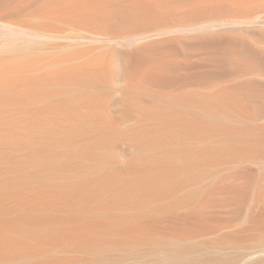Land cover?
Instances as JSON below:
<instances>
[{
  "label": "rangeland",
  "instance_id": "1",
  "mask_svg": "<svg viewBox=\"0 0 264 264\" xmlns=\"http://www.w3.org/2000/svg\"><path fill=\"white\" fill-rule=\"evenodd\" d=\"M37 6L38 0H10L7 4L0 6V68L2 67L0 70V104H3L0 108V232L3 231L9 236L21 237L13 245L15 255L22 251L30 252L31 256L26 262L32 261L38 264H45L49 261H58L59 264H144L152 263L162 257L166 253V247L183 246L186 248L187 256L218 255L224 257L227 264H251L257 260H261L264 264V146L261 152H252L249 153L250 156L245 155L247 157L242 156L243 158L236 160H207V162L205 160L203 166L204 161L195 171L198 175L196 174L194 179L171 193L151 200L145 199L146 196L144 198L136 192L132 198L122 204L109 195L112 187L110 184L99 185L92 182L86 186L90 192L89 200L93 203L111 202L106 209L104 208V212H101L103 208L99 209L102 215L120 217L123 214H145L147 218L142 223L143 225L152 226L155 234L173 235L164 242L161 239L159 243L158 241L152 243L139 240V242L125 246L99 249L97 246L104 240L103 236L95 232L87 234L88 236L82 232L80 235L82 240L79 239V242L55 231L46 237H39L33 233L35 226L28 220H24L28 213L37 214L41 219L47 214H55L58 216V223L66 225L69 229L73 228L74 234L81 233L72 223L76 217L74 206L81 202L86 203L87 199L76 191L66 196L60 192L61 186L71 188L74 182L79 181L77 183H80L85 178L84 168L80 166L81 162L88 163L92 158L99 156L106 161L102 167L103 171L109 172L119 181L132 183L129 169L136 149L135 142L128 137L127 133L136 130L137 133L147 132L150 135L152 125L146 118L141 104L154 107L160 101L150 95L141 96L135 101L134 96L124 90L125 85L128 84L127 79L118 78L113 83L104 79L98 87L90 85L87 91H80L82 94L78 92L80 100L73 102L70 112L67 113L57 104L64 99L74 98L77 89L71 82L58 81L50 88L51 96L48 102L52 106L49 109H43V102L29 99L30 93L22 85L26 82L25 76L28 74V76L34 75V78L41 79L42 77L43 79V76L53 74L54 70L67 67L77 71L94 69L96 64L110 59L112 51L118 53L123 48L132 50L134 46L142 42L171 34L165 29V25L112 31L100 25L74 20L51 21L37 10ZM242 13H239L242 20L238 24H229L230 28L227 24L226 26L223 24L224 26L221 25L219 28L231 32L230 35L242 38L254 35L257 29L264 30V8L257 12ZM19 22L44 27L46 33L38 36L25 34L13 28L12 25ZM235 31L238 35L234 34ZM250 31L251 33H248ZM213 33L215 32L204 34ZM26 43L35 44L31 54L17 51L18 46ZM182 49L185 48H178L175 55V61L179 67L178 74L182 81L172 86L174 91L171 87L165 88L164 92L195 91L212 94L227 87H242L246 90L251 88L250 91L256 90L255 93L261 95V98H258V104L256 103L257 107L255 105L257 113L246 115L247 117L241 119H238V114L235 113L234 117L239 122L241 121L240 125L249 124L258 129H264V64L254 70L235 69L234 71L233 68L228 69L229 63L224 59L222 66L225 67L221 66L219 69L216 67L218 62L217 64L213 62L217 60L215 59L217 55L213 50L199 46L197 49L196 47L190 48L192 51L189 48L185 51ZM179 50L182 54H177L180 53ZM115 63L117 66L121 65L119 61ZM189 72L192 76L188 74ZM215 72L219 73L214 75ZM20 73L25 75L21 78ZM200 75L202 77H198ZM205 76L207 80L204 79ZM13 79H17V82H20L19 84L24 88L20 91L19 88L17 89L19 91L17 94L21 96L20 100L8 99L10 97L6 86L7 82ZM41 88L37 90L42 91ZM109 95L112 96L108 97ZM6 98L10 100L8 103ZM95 110L102 114L105 113L110 120H113V128L121 133L117 142L105 144L81 159L70 161L69 175L60 173L56 176V181L46 178L28 183L21 182L20 177L24 170L32 172L44 169L42 167L44 164L37 157L43 152L63 157L67 152L79 150L94 139L98 134V127L94 122L84 129L79 114ZM97 119L98 116H94L93 113L92 120ZM222 145H224V138L220 135L193 138L188 142V146L198 152ZM122 151L124 154H121ZM145 155L150 163H156L154 151ZM241 168L253 172L256 179L254 192L242 202L237 203L238 206L235 204V206L219 209L217 217H220L221 222L218 217V220L215 219L217 221L201 226L189 224L187 217L190 204L185 201L186 195L210 188L227 174ZM159 208H165L164 213H160ZM96 219L97 217L91 220L94 226H96ZM217 222H220V225ZM96 227L98 230V225ZM41 229L44 228L41 227ZM142 232L141 229L137 232L139 239L144 236ZM107 237H113V234ZM159 238L160 236L156 237V239ZM1 257L0 254V259ZM0 264L5 263L0 262Z\"/></svg>",
  "mask_w": 264,
  "mask_h": 264
},
{
  "label": "bare ground",
  "instance_id": "2",
  "mask_svg": "<svg viewBox=\"0 0 264 264\" xmlns=\"http://www.w3.org/2000/svg\"><path fill=\"white\" fill-rule=\"evenodd\" d=\"M9 1L0 0V6L7 4ZM263 5L264 0H38L37 10L51 21L74 20L100 25V27L112 31L133 30L134 28L145 29L146 27L165 25V29L171 34L168 33L169 36L164 35L161 38L159 36L156 40L142 42L136 47L134 46L132 50H124L123 48L118 53L112 51L111 58L103 63L96 64L94 69L77 71L67 67L54 70L53 74L49 72L50 74L46 75L47 77L43 76V79L42 77L41 79L34 78V75L28 76L27 74L25 76L26 82L22 85L30 93L29 99L43 102V109H49L52 106L48 102L51 96L50 88L58 81L71 82L77 89L74 98L64 99L57 104L67 113L70 112L73 102L80 100V98L78 99V92L87 91L90 85L98 87L104 79L111 83L118 78L127 79L128 84L125 85L124 90L128 94H132L135 101L144 95H150L160 101L154 107L141 104L146 118L152 125L150 135L147 132L137 133L136 130L127 133V135L129 134L128 137L135 142L136 149L129 169L132 183L119 181L109 172L103 171L102 167L106 161L99 156L92 158L88 163L81 162L80 166L84 168L85 178L80 183H77L79 181L74 182V187L70 188V186L64 185L60 188L61 190L64 189V191L60 190L64 196L76 191L87 199L86 203L81 202L74 206L76 217L72 223L81 233L74 234L73 228L69 229L66 225L58 223V216L55 214H47L41 219L37 214L28 213L24 220H28L35 226L33 233L39 237H46L55 231L64 234L67 238L78 241L82 232L85 233L84 235L95 232L103 236L104 240L97 246L99 249L110 246H125L133 242L136 243V241L139 242V240L152 243L158 241L159 243L161 239L164 242L173 235L155 234L152 226L142 224L147 218L145 214H123L120 217L102 215L101 212H104L111 202H108L109 204L93 203L89 200L90 192L86 189V186L92 182L99 185L108 183L112 186L109 195L115 197L122 204L132 198L136 192H139L144 198L146 196L145 199L151 200L157 198V196L171 193L194 179L198 175L195 171L204 161L203 166L205 160L206 162L207 160H236L245 155L250 156L249 153L252 152H261V148L264 146V129H258L249 124L240 125L242 124L241 121L239 122L234 117L235 113L238 114V119L257 113V101L261 95L255 93L256 90L252 92L250 91L251 88L246 90L242 87H227L221 88L212 94L195 91L173 93L171 91L164 92L163 90L171 88L182 81L178 74V64L175 61L178 48H189L192 51L190 48L196 47L197 49L199 46L213 50L217 55L215 59L218 60L213 62H216L215 64L218 62L216 67L219 69L224 65V59L229 63L228 69L233 68L234 71L235 69L240 71L243 69L254 70L264 64V30L257 29L258 31H254V35L250 36L248 34L250 37L245 36L242 38L241 36L230 35L231 32L219 28L223 24H227V26L238 24L242 20L239 13L257 12L264 8ZM12 26L30 36L46 33L44 27H35L22 22ZM212 31L215 33L204 34ZM248 33H251V31ZM234 34L238 35V32L235 31ZM34 45L33 43L22 44L17 47V51L31 54ZM185 49L182 50L185 51ZM179 51L180 53L177 54H182L181 50ZM185 58H187L186 54ZM116 61L121 64L118 65L119 67L116 65ZM6 74L8 75V72ZM188 74L192 76L190 72ZM24 75L21 74V78ZM201 75L198 77H202ZM17 78L19 80V77ZM204 79L207 80L206 76ZM18 80L13 79V81H9L10 83L7 82L8 85L6 84V91L10 97L7 98L11 101L20 100L21 96L17 92L24 89L20 85L22 81L17 82ZM37 88H41L42 91H38ZM80 94L82 93L80 92ZM7 98L5 100L8 103L10 100H7ZM0 105H2L0 108L3 107V104ZM93 113L94 116H98L96 121L92 120ZM79 116L83 121L84 129L95 122L99 129L96 137L81 149L69 151L63 157L43 152L37 157L44 164L42 166L44 169L32 172L24 170L20 177L21 182L28 183L46 178L56 181V176L60 173H70V161L81 159L94 152L98 147L117 142L119 139L121 133L113 128V120H110L105 113L102 114V112L95 110L81 112ZM218 135L224 138V145L221 147L198 152L188 146V142L193 138ZM150 151H154L156 163H150L145 155ZM122 153L124 154L123 151ZM255 187L256 179L253 172L241 168L227 174L210 188L186 195L185 201L190 204V212L187 217L189 224L201 226L211 221H217L219 209L235 206V204L242 202L244 198L246 199L254 192ZM100 208H103V211ZM99 209L101 212H99ZM164 211L165 208L159 210L160 213H164ZM95 217L98 221V224L96 221V226L99 227L98 230L94 226V222L91 221ZM41 227L44 229H41ZM140 229L143 231L141 234L144 233L142 239L137 236ZM110 234H113V237L108 238L107 236ZM157 236H160V238L156 239ZM20 239V236H9L3 231L0 232V254L2 256L0 262L5 264H38L32 261L26 262L31 256L30 252L22 251L15 255L13 245ZM165 250L166 253L162 257L152 263L144 264L228 263L224 257L218 255L187 256L186 248L183 246L166 247ZM45 264H59V262L49 261ZM251 264L263 263L261 260H257Z\"/></svg>",
  "mask_w": 264,
  "mask_h": 264
}]
</instances>
